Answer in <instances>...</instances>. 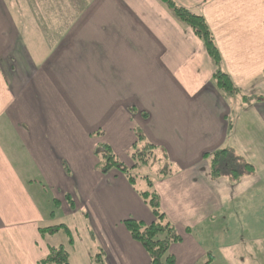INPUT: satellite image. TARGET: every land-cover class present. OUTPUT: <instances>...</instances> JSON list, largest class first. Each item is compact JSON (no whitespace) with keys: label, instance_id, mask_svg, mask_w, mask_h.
I'll return each mask as SVG.
<instances>
[{"label":"crops","instance_id":"0c3cea01","mask_svg":"<svg viewBox=\"0 0 264 264\" xmlns=\"http://www.w3.org/2000/svg\"><path fill=\"white\" fill-rule=\"evenodd\" d=\"M172 1L204 18L217 67L158 0H0V264H38L58 246L69 264H150L123 222L154 217L122 174L97 169L100 144L131 170L134 146L152 147L153 177L140 178L180 238L174 264H264L255 218L242 216L244 241L229 228L236 209L264 208V111L240 152L235 133L242 107L264 110V0ZM217 69L234 93L217 89ZM219 150L253 175L213 178L206 155ZM52 204L60 244L41 233Z\"/></svg>","mask_w":264,"mask_h":264},{"label":"trees","instance_id":"16d2710c","mask_svg":"<svg viewBox=\"0 0 264 264\" xmlns=\"http://www.w3.org/2000/svg\"><path fill=\"white\" fill-rule=\"evenodd\" d=\"M158 2L170 13L177 23L192 31L194 36L201 41L208 56L217 67L220 63V54L204 18L177 6L172 0H158ZM213 82L224 95L232 94L236 91L230 78L219 69L213 75ZM136 137L137 142L141 145L144 141L143 136L137 133ZM151 148L148 144H144L141 148L137 145L134 146L130 154L134 167L147 164V160L151 156ZM95 155L98 158L97 169L102 174H107L112 169L116 170L134 188L137 177L131 175V169L123 166L107 145L100 144L95 151ZM206 159L209 161L210 172L213 178L230 176L234 180H238L253 175L252 166L232 156L228 150H219L210 156L206 155ZM160 174L166 176V171L162 170ZM142 180L146 184V189L137 193L144 204L151 210L154 221L146 225L134 220H126L123 222V225L131 238L138 242L145 250L150 259V264H174V259L168 253V248L170 244L179 242L180 238L160 211L158 196L152 189V180L149 177H144ZM61 228L66 231V228L60 225L58 228H47L41 231V233L55 232ZM94 263L102 264L100 255L96 257ZM38 264H69L68 256L62 246L49 247L48 255L38 261Z\"/></svg>","mask_w":264,"mask_h":264},{"label":"rangeland","instance_id":"374dc122","mask_svg":"<svg viewBox=\"0 0 264 264\" xmlns=\"http://www.w3.org/2000/svg\"><path fill=\"white\" fill-rule=\"evenodd\" d=\"M247 102V103H246ZM245 103L247 105H249L251 103V100H247ZM232 106L231 109L232 111H236L238 112V108H240L242 106L241 101L235 103L233 101H231ZM245 110L244 113L241 114L238 124L235 127V133H236V137H237V142H238V151H242V149L244 150V148H247V136H252L255 137V135L257 133L260 134V127H261V122L260 119L258 118L259 116H261V114L263 113V109L261 107H256L255 104H253V106L250 107H242ZM241 111V110H240ZM239 111V112H240ZM250 126V127H248ZM262 130H264V128H262ZM262 135L264 136V132L262 131ZM254 146V144H253ZM250 152L254 153L255 150H249ZM154 160L155 158H151V156L149 157V159L147 160V164L148 168H142L143 166H140V169L137 170H130V173L132 176H136L137 180L135 182V186L134 188L136 189V191H141L143 190V187H145L144 185V180H142L140 177L142 176H149L150 178L153 177V174H149L150 172L152 173L153 167L152 165L154 164ZM255 195V193H254ZM254 201V200H252ZM259 204V203H258ZM257 203L255 204V202H249L248 205L244 206L243 209H236L234 216L232 217V223L229 225L230 227V232L231 233H235L236 237H237V242H241L244 241L245 238H247L249 236L248 232L246 233V228H248V223H245L242 216L246 213H249V215L255 219H253L254 222H256V225L258 227V233L254 234L250 229L249 232L253 235V236H258L260 233L263 234L264 233V208H256L253 209L252 206L254 205H258ZM52 210L50 212H53L56 216L53 219V222H51L52 226L57 227L61 224H64L66 221L65 220H59V212H60V208L57 204H52ZM241 207V206H240ZM238 207V208H240ZM45 238L53 243L56 244H60L65 242L66 240V235L63 231H59L56 232V234L50 235L48 232L44 233ZM238 253H240L242 247L238 246ZM239 261V260H238ZM240 262V261H239Z\"/></svg>","mask_w":264,"mask_h":264}]
</instances>
